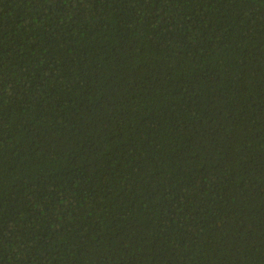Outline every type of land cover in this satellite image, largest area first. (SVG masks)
Returning <instances> with one entry per match:
<instances>
[{
	"label": "trees",
	"instance_id": "16d2710c",
	"mask_svg": "<svg viewBox=\"0 0 264 264\" xmlns=\"http://www.w3.org/2000/svg\"><path fill=\"white\" fill-rule=\"evenodd\" d=\"M0 264H264V0H0Z\"/></svg>",
	"mask_w": 264,
	"mask_h": 264
}]
</instances>
